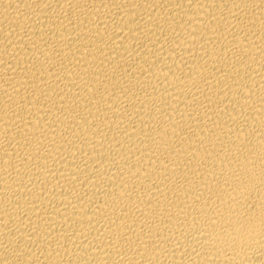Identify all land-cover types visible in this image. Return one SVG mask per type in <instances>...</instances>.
Returning a JSON list of instances; mask_svg holds the SVG:
<instances>
[{
  "label": "bare ground",
  "instance_id": "bare-ground-1",
  "mask_svg": "<svg viewBox=\"0 0 264 264\" xmlns=\"http://www.w3.org/2000/svg\"><path fill=\"white\" fill-rule=\"evenodd\" d=\"M0 264H264V0H0Z\"/></svg>",
  "mask_w": 264,
  "mask_h": 264
}]
</instances>
